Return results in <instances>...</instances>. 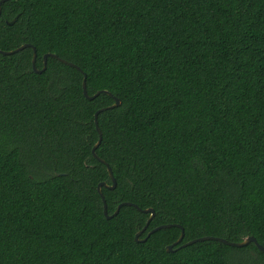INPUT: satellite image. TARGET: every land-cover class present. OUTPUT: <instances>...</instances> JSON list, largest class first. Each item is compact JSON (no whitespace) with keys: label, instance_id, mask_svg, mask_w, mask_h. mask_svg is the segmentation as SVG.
Segmentation results:
<instances>
[{"label":"trees","instance_id":"16d2710c","mask_svg":"<svg viewBox=\"0 0 264 264\" xmlns=\"http://www.w3.org/2000/svg\"><path fill=\"white\" fill-rule=\"evenodd\" d=\"M24 43L74 65L0 52V264H264L180 246H264V0H5Z\"/></svg>","mask_w":264,"mask_h":264},{"label":"water","instance_id":"95a60500","mask_svg":"<svg viewBox=\"0 0 264 264\" xmlns=\"http://www.w3.org/2000/svg\"><path fill=\"white\" fill-rule=\"evenodd\" d=\"M3 1H5V0H0V6H1V3H2ZM25 47H31V48H32V51H33V55H32V67H33V69H34L36 72H38V73H40V72H42L43 70H45V68H46V62H47V57H48V56H52V57L58 58L60 61H62V62H64V63H67V64H69V65H74V64L71 63V62H67V61L64 60V59L59 58V57H58L56 54H54V53H45V54H43V56H42L43 66H42L40 69H37L36 66H35V60H36V56H37V54H36V49H35V47H34L32 44H30V43H24V44L20 45L19 47L15 48V49H13V50H9V51H3V50H0V52L3 53V54H10V53H13V52L19 51V50H21V49H23V48H25ZM82 88H83V93H84V95H85L87 98H89V99H93L94 97H96V96L99 94V91L96 92V93H94L93 95H89V94L87 93V91H86V86H85V76H84V79H83ZM104 92L110 94V93L107 92V91H104ZM110 95H111V94H110ZM120 103H121L120 99L117 98V97H114V103H113L112 105H110V107H116V106H118ZM100 110H102V109H99V110L96 111V113H95V125H96V129H97V131H98V134H99V138H98V141L94 144V146H93V148H92L93 153H94V150H95V149L97 148V146L99 145V143H100V141H101V138H102V133H101V130H100L99 126H98V122H97V119H96L97 113H98ZM94 155L96 156L95 153H94ZM96 157H97V156H96ZM97 158H98V157H97ZM98 159L106 165L107 171H108L109 176H110L111 181H112V184H111V185H107L105 182H100V183L97 184V190H98V192H99V194H100V197H101V199H102V202H103V213L105 214V216H106L107 218H111L114 214L117 213V211H118L120 205L117 206V208H116V210L113 212V214L108 215V214H107V205H106V201H105L104 196H103V194H102V192H101V186L104 185V186L109 187V188H114L115 185H116V181H115V179H114V176H113V174H112V171H111L110 166H109V165H108L103 159H101V158H98ZM122 204H131V203H130V202H125V203H122ZM133 205H134L138 210H140V211H142V212H144V213H149V214H150L149 217H148V220H147V224H148V223L152 220V218L154 217V210H153V208L148 207V208L141 209V208H139L138 206H136L135 204H133ZM171 225H173V224H162V225H158V226L154 227L153 229H151V230L147 233V236H148L149 234H151L152 232H154V231L160 229V228L169 227V226H171ZM178 226L181 228L180 236H179L178 239H177L176 241H174L173 243H171V244H169V245H166V250L169 251V252L175 250V248H173V246L176 245L178 242H180V241L182 240L183 236H184L183 228H182L180 225H178ZM144 229H145V227L142 228L141 230L137 231V233L135 234V239H136L137 241L140 240L138 237H139V235L142 233V231H143ZM207 239L218 240V241L223 242V243H225V244H228V245H230V246H236V247H243V246L249 244L250 242H253V243H254V244H255V245H256V246H257L262 252H264V246H262L260 243H258V241L256 240V238H255L254 236H252V235L246 236V237H244L241 241H238V242L228 241V240H226L225 238H221V237L202 236V237H199V238H195V239L189 240V241H187V242L181 244L180 246H186V245L192 244V243H194V242H196V241H203V240H207ZM143 240H145V238H143L142 241H143Z\"/></svg>","mask_w":264,"mask_h":264},{"label":"rangeland","instance_id":"374dc122","mask_svg":"<svg viewBox=\"0 0 264 264\" xmlns=\"http://www.w3.org/2000/svg\"><path fill=\"white\" fill-rule=\"evenodd\" d=\"M180 247V246H179Z\"/></svg>","mask_w":264,"mask_h":264}]
</instances>
